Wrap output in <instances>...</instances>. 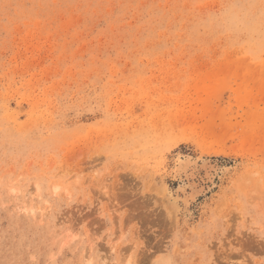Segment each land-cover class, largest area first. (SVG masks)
<instances>
[{"label":"rangeland","instance_id":"rangeland-1","mask_svg":"<svg viewBox=\"0 0 264 264\" xmlns=\"http://www.w3.org/2000/svg\"><path fill=\"white\" fill-rule=\"evenodd\" d=\"M0 264H264V0H0Z\"/></svg>","mask_w":264,"mask_h":264},{"label":"bare ground","instance_id":"bare-ground-1","mask_svg":"<svg viewBox=\"0 0 264 264\" xmlns=\"http://www.w3.org/2000/svg\"><path fill=\"white\" fill-rule=\"evenodd\" d=\"M202 165H203V168L205 167V168H207L206 170V172H205V177H207L208 178V171L210 170L208 167V165H209V163L207 162V161H203L202 162ZM186 186L190 189L189 190V192H188V194L186 195V197L188 196H192L194 193H199L200 191H201V189H203V186H197V184H193V183H186ZM185 186V187H186ZM185 189V188H184Z\"/></svg>","mask_w":264,"mask_h":264}]
</instances>
